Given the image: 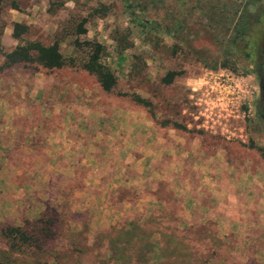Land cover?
<instances>
[{"label":"crops","instance_id":"crops-1","mask_svg":"<svg viewBox=\"0 0 264 264\" xmlns=\"http://www.w3.org/2000/svg\"><path fill=\"white\" fill-rule=\"evenodd\" d=\"M20 90L0 101L2 215L32 220L63 205L72 226L77 216L93 234L151 226L154 241L168 227H210L222 250L264 260V161L235 155L245 141L197 130L187 115L182 132L142 109L104 112L73 81Z\"/></svg>","mask_w":264,"mask_h":264},{"label":"rangeland","instance_id":"rangeland-1","mask_svg":"<svg viewBox=\"0 0 264 264\" xmlns=\"http://www.w3.org/2000/svg\"><path fill=\"white\" fill-rule=\"evenodd\" d=\"M127 3L133 9L128 10ZM129 11L141 21L154 23L156 30L142 29L129 22L125 18ZM84 18L85 34L77 35L76 25ZM16 23L26 26L27 30L18 40H13L11 29ZM166 27L171 28V35L164 32ZM34 41L43 46L57 42L65 66L50 72L35 64H16L1 70L0 101L5 88L18 92L22 88L28 95L33 82L73 81L80 90H88L104 112L114 106L143 109L162 121L170 119L182 123L187 115L183 105L184 96L188 101L187 85L193 84L204 72L240 75L250 82L253 98L249 112L241 107L239 113L244 116L240 126L244 129L243 145L247 150L235 155L264 161V123L260 118L258 84L254 76L264 56V0H0V51L6 53L18 44ZM91 42L103 47L100 63L116 79L109 93L102 92L95 77L81 69L89 53L85 43ZM2 61L0 56V66ZM170 71L179 75L164 85L161 79ZM117 94L137 95L148 101L151 108L144 109L127 96ZM23 103L32 108V98ZM4 206L0 203V253L8 249L1 233L3 227L20 228L24 222L33 224L37 219H17V222L10 218L16 214L12 208L3 210L6 215H2ZM52 207L59 217L51 238L40 244L44 243L45 251L37 254L34 250L22 249L20 253H11L10 258L17 264H32L37 260H46L47 264L107 261L110 256L107 236L113 233L111 228L96 234L88 231L84 239L82 235L70 237L62 226L66 208ZM77 219L88 225L85 216H77ZM68 225L70 232L77 228L69 219ZM141 227L145 231L152 230L151 226ZM193 229L185 234L174 228L177 244L170 253L161 249L160 235L154 241L153 234L139 238L123 253L130 258V264H264L261 254L253 259L252 252L222 250L226 242H217L210 227L204 228L205 233L200 232L203 228Z\"/></svg>","mask_w":264,"mask_h":264},{"label":"trees","instance_id":"trees-1","mask_svg":"<svg viewBox=\"0 0 264 264\" xmlns=\"http://www.w3.org/2000/svg\"><path fill=\"white\" fill-rule=\"evenodd\" d=\"M126 7L129 9H133L132 5L126 4ZM125 18L129 20V22L136 24L138 27L147 30H156L154 27L155 24L149 21H141L140 18L136 17L133 12H128L125 15ZM86 23V19H81L79 23L76 25V34H85V29L83 28ZM171 28L166 27V34L171 35ZM27 27L20 24H13L11 29V38L13 40H18L21 34L25 33ZM242 35V30L240 31V36ZM89 48V53L87 56L86 62L81 65V69L85 71L88 75H93L97 81V84L100 90L104 93H109L112 91L115 86L116 79L113 73L104 65L100 63V58L103 55V47L98 43L91 42L85 43ZM0 56L3 61L0 66V71L10 68L16 64L22 65H37L45 71H54L59 70L63 66H65L64 59L59 52V46L57 42H53L48 46H43L37 41L34 42H24L22 44L16 45L9 52H1ZM224 65V64H222ZM243 74V73H242ZM179 73L175 71L167 72L161 79V82L164 85H168L171 81L178 76ZM119 97H126V94H117ZM134 104L141 106L144 109L150 110L151 104L138 97L137 95H129L127 96ZM183 105H185V109L189 111L188 104L186 98L184 96ZM143 110V109H142ZM144 111V110H143ZM145 112V111H144ZM147 114V113H146ZM150 118L154 119V114L152 115L150 112L147 114ZM185 120L186 117H183V121L177 122L174 120L166 119L164 121L160 120L159 124L161 126H171L176 130H180L182 132L187 131L185 128ZM191 131L192 130H188ZM195 132V131H194ZM61 208H64L61 205ZM59 216L56 213V209L54 207H47L39 217L34 221L33 224L28 222H24L22 227H3L1 230L2 236L7 242L8 249L4 253H0V264H17L14 259L10 258L11 253H20L22 249L36 251L37 254L45 251L44 243L47 239L51 238L53 227L56 224L57 218ZM86 217V216H85ZM87 218V217H86ZM62 226H65L67 235L70 237H75L76 235H82L83 239L87 236L88 229L86 224H82L81 222H75L74 226L77 228L75 231L70 232L67 228L68 225V216H63ZM88 219V218H87ZM32 225V227H31ZM79 226V227H78ZM129 228L125 229L124 226L111 227V233H113L108 237V251H110V256L107 258V261L103 260L101 264H130V258L125 255L123 252L126 251L127 246L133 245V242L138 241L139 238L144 237L145 235L152 234L151 230L145 231L141 226L131 223L128 225ZM116 229V230H115ZM168 232L160 233V245L163 251H168V253L174 250V245L177 244L175 242V236L173 234V227L167 229ZM168 238H172L168 241ZM41 242H44L42 245ZM129 244V245H127ZM145 247V245H144ZM35 256V255H34ZM143 258L140 259L142 261ZM32 264H47V261H34Z\"/></svg>","mask_w":264,"mask_h":264},{"label":"built area","instance_id":"built-area-1","mask_svg":"<svg viewBox=\"0 0 264 264\" xmlns=\"http://www.w3.org/2000/svg\"><path fill=\"white\" fill-rule=\"evenodd\" d=\"M187 90L190 110L185 112L197 130L230 136V139H245L240 126L244 116L239 113L241 107L249 112L252 103L253 89L248 79L204 72L193 84L187 85ZM231 122L235 123L232 131L227 129Z\"/></svg>","mask_w":264,"mask_h":264},{"label":"flooded vegetation","instance_id":"flooded-vegetation-1","mask_svg":"<svg viewBox=\"0 0 264 264\" xmlns=\"http://www.w3.org/2000/svg\"><path fill=\"white\" fill-rule=\"evenodd\" d=\"M257 84H258V96L259 102L261 106V121L264 123V56L262 57L260 63L254 74Z\"/></svg>","mask_w":264,"mask_h":264}]
</instances>
